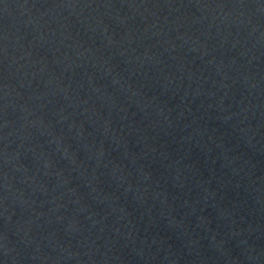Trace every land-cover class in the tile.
Instances as JSON below:
<instances>
[{"label": "water", "instance_id": "obj_1", "mask_svg": "<svg viewBox=\"0 0 264 264\" xmlns=\"http://www.w3.org/2000/svg\"><path fill=\"white\" fill-rule=\"evenodd\" d=\"M0 264H264V0H0Z\"/></svg>", "mask_w": 264, "mask_h": 264}]
</instances>
